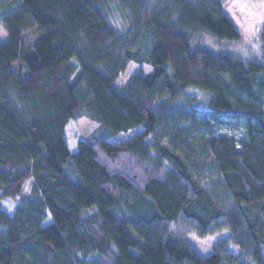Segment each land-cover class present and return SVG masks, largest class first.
<instances>
[{
    "label": "trees",
    "instance_id": "trees-1",
    "mask_svg": "<svg viewBox=\"0 0 264 264\" xmlns=\"http://www.w3.org/2000/svg\"><path fill=\"white\" fill-rule=\"evenodd\" d=\"M21 1L0 17V264H264V55L202 43L240 38L223 0ZM131 63L151 70L119 83ZM82 110L142 129L72 150ZM224 230L208 255L188 240Z\"/></svg>",
    "mask_w": 264,
    "mask_h": 264
},
{
    "label": "rangeland",
    "instance_id": "rangeland-1",
    "mask_svg": "<svg viewBox=\"0 0 264 264\" xmlns=\"http://www.w3.org/2000/svg\"><path fill=\"white\" fill-rule=\"evenodd\" d=\"M21 0H3L0 1V17L11 9L21 5ZM226 12L231 15L240 32L238 40H219L210 35H204L201 41L206 46L214 50H227L247 59H263L264 55V0H223ZM114 22L120 29L124 28L125 19L121 14L113 17ZM7 39V31L0 23V44ZM143 70L149 72L151 66L149 64L131 63L127 70L122 73L118 79L119 83H123L126 79L136 71ZM82 116L77 119H71L66 126V137L69 147L72 150L77 148V142L82 137L109 136L112 140H127L134 136L142 127H134L129 131L117 134H109L105 131L102 122L93 118L82 110ZM31 180L28 181L27 188L30 186ZM17 198L6 197L1 201V206L10 213L15 212ZM49 220V219H48ZM229 235V230H224L215 234H208L200 237L196 234L188 236L190 243L202 255H208L213 250V245L223 237ZM234 249H238V245H233Z\"/></svg>",
    "mask_w": 264,
    "mask_h": 264
},
{
    "label": "water",
    "instance_id": "water-1",
    "mask_svg": "<svg viewBox=\"0 0 264 264\" xmlns=\"http://www.w3.org/2000/svg\"><path fill=\"white\" fill-rule=\"evenodd\" d=\"M263 38H264V30H263Z\"/></svg>",
    "mask_w": 264,
    "mask_h": 264
}]
</instances>
